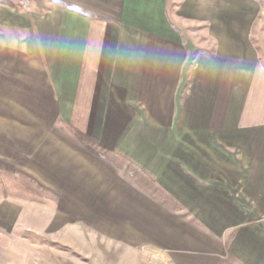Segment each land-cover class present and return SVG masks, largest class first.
Wrapping results in <instances>:
<instances>
[{
    "label": "rangeland",
    "instance_id": "374dc122",
    "mask_svg": "<svg viewBox=\"0 0 264 264\" xmlns=\"http://www.w3.org/2000/svg\"><path fill=\"white\" fill-rule=\"evenodd\" d=\"M52 3L0 0V47L12 28L24 34L23 47L15 50L28 51L1 48V67L6 63L24 74L32 57L62 63L60 52L37 46L40 39L56 44V31L41 25L50 13L66 27V6ZM167 14L184 53L165 50L183 56L182 74L163 75L176 67L174 61L160 70L141 69L140 80L151 84L157 74L159 84L142 83L139 95L128 92L132 101L124 103L132 107L120 103L124 115L104 118L105 129L93 131L86 116H48L43 101L22 96L0 75V264H198L177 253L187 246L175 232L158 238L137 224L132 226L143 238L128 231V179L149 183L128 158L127 145L136 141L169 146L182 140L194 155L216 158L212 166L223 163L224 187L243 193L249 212L253 203L259 206L250 218H264V0H167ZM20 73L23 79H17L26 81ZM88 96L80 102L85 109ZM144 122L149 131L141 130ZM172 146L178 149L167 148L166 156L180 157L179 145ZM111 202L119 208L113 227ZM147 218L144 223L175 231L170 214ZM240 245L243 261L264 264V240L243 237Z\"/></svg>",
    "mask_w": 264,
    "mask_h": 264
},
{
    "label": "crops",
    "instance_id": "0c3cea01",
    "mask_svg": "<svg viewBox=\"0 0 264 264\" xmlns=\"http://www.w3.org/2000/svg\"><path fill=\"white\" fill-rule=\"evenodd\" d=\"M50 1L66 6V12L63 13L66 15V27L65 24L57 23L51 13L41 24L45 25V29L53 28L56 31L55 51L61 53V59L58 53L54 56L62 63L49 64L32 57L27 62L29 71L24 74L9 68L6 63L0 66L4 84L18 85L17 92L22 96L30 95L32 102L43 101L48 116L65 114L67 120L86 116L93 131L98 126L105 129L104 118H115L117 121L124 115L120 103H123L124 108L132 107L124 103L132 101L127 93L139 95L142 83L150 84L140 80L143 76L140 70L147 67L136 66L125 59L124 53L129 48L165 50L166 47H173L176 54L178 50L182 55L184 53L181 35L168 18L167 0ZM59 29L63 32H59ZM2 46L4 48L0 49L9 52V47L5 44ZM18 52L27 54L28 51ZM183 60V56H174L176 67L163 71V75L179 77L183 72ZM15 71L31 79L18 80L17 77H23ZM151 84H159L157 74ZM86 93L89 95L88 109L80 104ZM160 106L163 109L164 104L160 103ZM143 126L141 130L149 131V123L144 122ZM183 131L194 132L193 129ZM176 143L181 150L180 157L171 159L166 156L165 150L178 149L172 146ZM127 146L132 148L128 158L136 166L135 171L149 180V183L134 184L128 179L129 198L124 212L127 214L129 232L143 238V233H136L137 228L132 226L135 224L149 233L154 231L158 238L166 237L169 231L172 234L175 232L176 241L187 246L178 249L177 253L185 259H195L198 264H248L240 257V242L243 237L263 241L264 218L254 215L250 218L248 213L261 212L259 206L253 203L249 212L242 203L244 194L224 187L222 162L220 166L223 168L217 165L215 169L212 162L216 158L194 155L193 149L182 140L170 142L169 146L167 141L154 140L136 141ZM182 153L189 156L183 158ZM217 174V177L214 176ZM170 175L175 176L172 184ZM169 197L171 203H167L166 198ZM110 213V225L113 227L118 223L119 208L112 206ZM160 213L170 214L176 221L175 231L166 225L144 223L148 220V214ZM198 245L209 246V249L213 245L216 248L194 251L193 247Z\"/></svg>",
    "mask_w": 264,
    "mask_h": 264
},
{
    "label": "clouds",
    "instance_id": "9594fccd",
    "mask_svg": "<svg viewBox=\"0 0 264 264\" xmlns=\"http://www.w3.org/2000/svg\"><path fill=\"white\" fill-rule=\"evenodd\" d=\"M24 39V34L17 29L9 28L6 32V39L3 42L10 50H15L17 46L23 47L21 41ZM42 51H54L55 45L45 42L43 39L39 40L37 45ZM125 59L136 65L151 67L153 70H160L170 67L174 54L162 49L156 48H139L131 47L124 53Z\"/></svg>",
    "mask_w": 264,
    "mask_h": 264
}]
</instances>
